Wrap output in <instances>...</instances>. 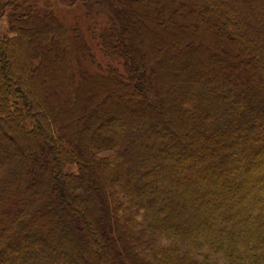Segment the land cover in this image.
<instances>
[{
  "label": "trees",
  "instance_id": "16d2710c",
  "mask_svg": "<svg viewBox=\"0 0 264 264\" xmlns=\"http://www.w3.org/2000/svg\"><path fill=\"white\" fill-rule=\"evenodd\" d=\"M176 1L171 11L170 1L101 0L95 46L114 63L104 68L80 29L51 12L76 0L11 13L0 40V264H264V0ZM124 13L151 30L137 33ZM219 46L227 51L208 59ZM163 50L159 63L214 71L187 68L173 106L152 95ZM132 59L144 89L129 84ZM54 60L57 90L44 85ZM118 90L138 105L119 103Z\"/></svg>",
  "mask_w": 264,
  "mask_h": 264
},
{
  "label": "rangeland",
  "instance_id": "374dc122",
  "mask_svg": "<svg viewBox=\"0 0 264 264\" xmlns=\"http://www.w3.org/2000/svg\"><path fill=\"white\" fill-rule=\"evenodd\" d=\"M96 1L97 0H76L77 5H74L73 7L63 6V5L60 6L57 3V5L55 4L52 7L51 12L53 14H55L56 16L62 17L63 18L62 20L65 23L78 27L80 29V31L82 32L84 39L88 42L91 49L94 51V53L96 55L95 57H96L98 63L101 65V67L104 68L107 65H110V67H111V64H112V66H114V63H111L110 61L108 62L107 59L103 58L101 56V54L98 53V50H96L98 48V46L97 47L95 46V41L98 38L99 31L106 27L104 25L106 23V17H105L106 15H104V13H103V11L105 12L104 8H105L106 3L103 4L104 0H103V2H101V0H99V2H97L98 6H93L92 3L96 2ZM154 1L157 5H162V4L164 5V4H166V2L169 3V1H170L171 3L168 4V9L171 11L175 10V7L177 5L176 0H172V1L171 0H154ZM133 2H134V4L138 5L140 2H142V0H133ZM48 3L50 5L51 4L53 5L55 2L50 1ZM34 5L37 7V9L44 8V6L46 5L45 0H0V40L4 39L6 36L9 35L8 27H9V16L11 15V13L15 12V14H17V15H22L23 12L27 11L28 7H32ZM89 7H91L93 10L92 9L90 10ZM88 10L91 11V13L95 14V15L94 16L89 15V14L86 15V13H88ZM166 14H165V16H166ZM87 16H89V17H87ZM129 16L130 15L128 13H124V15H123L124 22L128 23L129 26H131L137 33H139V31H141L142 29H144L145 31L151 30L150 29L151 22L148 21L146 18L139 16V15L137 16V13L133 16H130V17ZM186 19L187 18L185 16V18H182L180 21H182L185 25L188 22L192 25V19H189V20H186ZM198 19H199L198 15H195V17L193 18V21L198 22L197 21ZM182 22H181V24H182ZM212 31L215 32L216 30L212 29ZM197 34L199 35L198 32H197ZM94 36H96V37H94ZM121 36H122V34H121ZM123 36H124V41L127 42L131 46V42L129 41L128 36L127 35H123ZM193 36H194L196 41H199L197 43L201 44V41H200L201 39L199 40L197 35L196 36L191 35V37H193ZM253 39L257 40V41L254 40V43L256 42L257 44L262 45V43H263L262 38H260L258 36H256V38H255L253 36ZM189 40L190 39L187 38L186 41L190 45L191 43ZM54 43H55V41L52 40L50 45L52 46V45H54ZM184 44H186V43L184 42ZM210 48H212V47H210ZM216 49L220 53H224L227 51L226 47L224 48V47L219 46L217 48H212L213 51H211V54H210L211 57H208V59H210V58H217L218 59V57H216V55H215L216 53H214V50L216 52ZM246 50L248 51L250 49L248 47H246ZM43 51H47V50L44 49ZM163 54H164V50L162 52H159V54L156 56L155 60H156L157 64L154 65L155 62L154 63L152 62V65L150 66V68H151L150 69V78L155 79V80H152V84H151L152 95L160 96L161 98H165L167 101L165 100V102H163V103L167 106H173L175 101L178 100L177 98L182 96L180 94V92L177 93L178 90L175 89V86H176L178 80H180V77L182 75H185V73L189 71L187 68L193 69L190 71H194V70L196 71V69L200 66L199 64H203V65H201V66H204V67H202V69L208 71V73L214 74L213 68L211 66L206 67L204 65V63H202V62L197 63L198 60L195 61L194 63H192V62H190V60H188L187 66L185 68H183L184 64H183V62L180 63V60H171V61L168 60V61H162L161 63H159L160 61H158V59ZM43 55H45L44 52H43ZM245 57H247V54L245 55ZM243 58H244V56H243ZM239 59H241L240 64L244 65L246 63L245 59L244 60L242 58H239ZM54 61H55V63L53 65L52 69L50 70L51 71L50 77H48L46 79V81L44 82V85L46 87H48V86L50 88L52 87L53 90H57V88H58L57 87V85H58L57 78L59 77V72H60V69L62 68V65H61L62 63H60L61 61H57V60H54ZM131 62L132 63H130V65H128V63H127L128 73L132 70V72H131L132 75L128 76L129 84L133 85L135 90L142 89L145 86L143 83H145V81H146L145 79H147V73L143 69V63L141 61H139L138 59H137V61H136V59H132ZM116 68L118 69V71L121 74L123 73V69L121 66L117 65ZM153 76H154V78H153ZM112 78L107 81V83L110 84V87H113L114 83H115ZM54 92L57 93L58 91H54ZM115 92H116V95L118 97L115 100L119 99L118 100V102L120 101L119 103L123 102L125 104V106H127V107L129 106L128 107L129 110L133 109L132 108V107H134L133 103L136 102V104L138 105V102H139V100H137V97H139V96H137L138 94L137 95L134 94L135 96L133 98L135 100H133L131 98H128V96L132 97L131 94L126 95V93H124L123 90H118ZM144 93H146V92H144ZM165 93L170 94L169 98L165 95ZM142 95L144 98L147 97L149 99V94H147V95L142 94ZM144 98H142V99H144ZM106 99H108V96H106ZM104 101H105L104 106L110 104V101H108V100H104ZM62 107H63L62 110L63 109L65 110L66 107L69 108L68 110H70V107H68V106L63 105ZM63 113H64V111H63ZM92 113H94V112H92ZM62 117H63V121L65 122V124L70 125V121H68L69 117L65 116V114ZM71 122H72V124L76 123L75 119H72ZM163 122L166 125H168V123L164 119H163ZM84 125L85 124H83V122H82L83 127H84ZM187 128H189L188 123H187ZM84 130H86V128ZM11 135H13V133H11ZM196 138L199 140L203 137L198 135ZM75 140H76V138H73V139L71 138L70 141H71V145L76 148ZM109 155H110L109 152H102V153H100L99 157H104V156H109ZM207 158H209V157L207 156ZM200 164H202V162ZM90 167H91L90 170L93 173L92 182H95L96 186H98L102 180L100 178V172L98 170H96V167L93 164ZM71 170L74 171L75 167L72 166ZM185 171H186L185 172L186 174L191 175L192 168L186 167ZM48 229L49 228H45L44 230L46 231ZM83 229L84 228H82V230ZM105 229L106 228L102 229V231L104 232ZM114 236L112 239L113 249L119 250V248L121 246L120 241H119L120 238H119V236L116 237V234ZM78 241H79V238L77 237L76 239L72 240V244L70 246H72V245L75 246L77 244L79 245ZM90 260L91 259H89V262H90Z\"/></svg>",
  "mask_w": 264,
  "mask_h": 264
}]
</instances>
